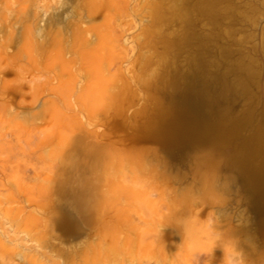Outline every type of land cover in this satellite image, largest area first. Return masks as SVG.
Here are the masks:
<instances>
[{
	"label": "rangeland",
	"instance_id": "374dc122",
	"mask_svg": "<svg viewBox=\"0 0 264 264\" xmlns=\"http://www.w3.org/2000/svg\"><path fill=\"white\" fill-rule=\"evenodd\" d=\"M185 90L220 107L167 141ZM241 150L263 165L264 0H0V264H264Z\"/></svg>",
	"mask_w": 264,
	"mask_h": 264
},
{
	"label": "bare ground",
	"instance_id": "6f19581e",
	"mask_svg": "<svg viewBox=\"0 0 264 264\" xmlns=\"http://www.w3.org/2000/svg\"><path fill=\"white\" fill-rule=\"evenodd\" d=\"M221 94H225L228 97L231 94L233 95L234 92L230 86L228 88L223 83L221 85ZM221 94L209 93L205 101L200 104L192 105L190 102V100H192L191 91L185 90L182 92L180 95L181 98H179V106L181 108H177L175 111L166 112L158 128L160 135H162V137L167 141H180L182 139H186L187 137V139H189V137L193 135H196L197 137V134H200L199 137H201V135H203L202 133L208 129V126L200 119V117L204 115L205 110L212 112L213 116L215 115L214 113H216L220 107L219 102L222 100L220 97ZM187 105L192 109L193 112L183 109ZM186 141L189 143L190 140ZM233 157L234 159L236 158L239 160L240 173L243 178L242 180H244L243 183L245 182L250 188L255 208L259 212L264 211V163L261 165V167H259L254 165L252 162H249L247 160L249 158L246 150L236 152ZM260 218L262 219V217Z\"/></svg>",
	"mask_w": 264,
	"mask_h": 264
}]
</instances>
